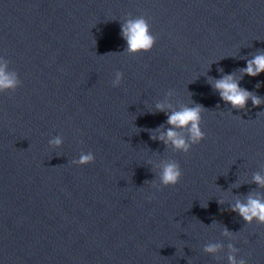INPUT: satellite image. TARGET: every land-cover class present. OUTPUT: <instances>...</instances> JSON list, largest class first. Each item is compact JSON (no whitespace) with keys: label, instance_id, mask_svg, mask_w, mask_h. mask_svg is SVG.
<instances>
[{"label":"water","instance_id":"95a60500","mask_svg":"<svg viewBox=\"0 0 264 264\" xmlns=\"http://www.w3.org/2000/svg\"><path fill=\"white\" fill-rule=\"evenodd\" d=\"M137 16L150 53L126 51L121 24ZM259 51L264 0H0V58L22 81L0 94V264H229V245L264 264V225L231 212L264 196V106L234 110L212 86L234 75L264 99V74L240 71ZM193 102L201 144L185 155L152 138L169 127L158 103ZM82 152L95 163L76 167ZM171 160L183 179L153 188Z\"/></svg>","mask_w":264,"mask_h":264},{"label":"clouds","instance_id":"9594fccd","mask_svg":"<svg viewBox=\"0 0 264 264\" xmlns=\"http://www.w3.org/2000/svg\"><path fill=\"white\" fill-rule=\"evenodd\" d=\"M121 34L127 43L126 51L133 55H141L153 51L157 44V37L153 35L151 24L144 16L129 18L121 24ZM9 61L0 58V94L14 93L21 85L22 81L18 73L8 72ZM222 71V70H221ZM244 75L253 78L264 74V51L257 52L252 59L247 61L246 68L240 70ZM124 79V74L120 71L115 73V79L112 81L113 87H120ZM214 89L219 93L220 98L232 109L237 111H247L248 101L256 108L264 106V99L256 93L240 86L239 81L234 75H224L222 78L214 81ZM260 85H257L259 88ZM167 109V111H166ZM156 111L167 115L168 128L161 130L158 128L154 132L159 135H153L152 138L159 139L166 147H172L176 152L187 155L193 146L201 144L207 137L202 130L203 113L205 108L196 103L183 105L179 110H173L171 105L158 103ZM262 113V112H259ZM187 135L182 134V131ZM49 143L53 147H62L63 140L57 136ZM95 163V155L92 152L81 153L78 160L73 161L76 167H84ZM158 183L152 182L151 186L157 190L163 188L176 187L183 179L184 173L180 164L175 161H166L157 169ZM253 182L260 187H264V176L259 173L253 176ZM231 212L238 214L248 225H264V196L256 193H249L243 200L237 199L231 208ZM226 236L234 237L235 233H230L224 229ZM218 245H208L204 251L208 254H215L219 250ZM230 252L229 264H248L244 258H237L239 249L229 245Z\"/></svg>","mask_w":264,"mask_h":264}]
</instances>
